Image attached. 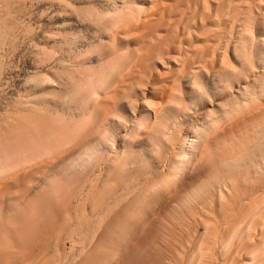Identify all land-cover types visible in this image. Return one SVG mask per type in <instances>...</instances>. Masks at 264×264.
<instances>
[{
    "label": "rangeland",
    "instance_id": "374dc122",
    "mask_svg": "<svg viewBox=\"0 0 264 264\" xmlns=\"http://www.w3.org/2000/svg\"><path fill=\"white\" fill-rule=\"evenodd\" d=\"M0 57V264H264V0H0Z\"/></svg>",
    "mask_w": 264,
    "mask_h": 264
},
{
    "label": "bare ground",
    "instance_id": "6f19581e",
    "mask_svg": "<svg viewBox=\"0 0 264 264\" xmlns=\"http://www.w3.org/2000/svg\"><path fill=\"white\" fill-rule=\"evenodd\" d=\"M262 19H263V18H262ZM0 58H1V57H0ZM42 82H43V81H42ZM50 82H51V81H50ZM52 82H53V81H52ZM42 84H43V83H42ZM51 84H52V83H51ZM51 84H50V85H51ZM205 170H206V169H205ZM190 173H191V172H190ZM195 173H196V172H195ZM198 174H199V173H198ZM165 176H166V175H165ZM195 176H197V175H195ZM187 177H188V175H187ZM161 178H162V177H161ZM180 178H181V177H180ZM188 178H191V177H188ZM193 178H194V176H193ZM193 178H192V179H193ZM192 179H191V180H192ZM210 179H211V178H210ZM210 179H209V180H210ZM185 180H186V179H185ZM187 180H188V179H187ZM191 180H188L189 183L192 182ZM164 181H166V180H164ZM188 181H186V182H188ZM190 181H191V182H190ZM210 181H211V180H210ZM221 181H222V180H221ZM261 181H262V180H261ZM162 182H163V181H162ZM228 183H229V181H228ZM161 184H162V183H161ZM161 184H160V185H161ZM184 184L186 185V183H184ZM160 185H159V186H160ZM231 185H232V184H231ZM183 186H184V185H183ZM183 186H182V187H183ZM192 186H193V185H192ZM157 187H158V186H157ZM179 187H180V186H179ZM223 187H224V186H223ZM176 188H178V187L176 186ZM195 188H196V187H195ZM154 189H155V188H154ZM154 189L151 190V191H154ZM180 189H181V187L179 188V190H180ZM185 189H186V188H185ZM232 189H233V188H232ZM151 191H150V192H151ZM173 191H174V190H173ZM176 191H178V189L175 190V192H176ZM180 191H181V190H180ZM187 191H188V190H187ZM187 191H186V192H187ZM178 192H179V191H178ZM178 192H177V193H178ZM182 192H183V188H182ZM186 192H185V193H186ZM194 192H195V191H194ZM179 193H180V192H179ZM183 193H184V192H183ZM183 193H182V194H183ZM174 194H175V193H174ZM218 194H219V193H218ZM166 195H167V196H173V195H170V192H169V195H168V194H166ZM166 195H165V196H166ZM175 195H176V194H175ZM180 195H181V193L179 194V196H180ZM236 195H237V194H236ZM181 196H182V195H181ZM181 196H180V197H181ZM183 196H184V194H183ZM183 196H182V197H183ZM219 196H220V195H219ZM222 196H224V195H222ZM177 197H178V195H177ZM169 198H170V197H169ZM249 198H250V197H249ZM253 198H254V197H253ZM174 199H175V198H174ZM174 199H173V200H174ZM233 199H234V201L236 200V198H233ZM165 200H166V199H165ZM167 200H168V199H167ZM170 200H171V202H172V198H171ZM237 200H238V198H237ZM219 201H220V200H219ZM238 201H239V200H238ZM241 201H242V200H241ZM168 202H169V201H168ZM168 202H167V203H168ZM224 202H226V201H224ZM227 202H229V201H227ZM236 202H237V201H236ZM143 203H144V202H143ZM172 203H174V202H172ZM172 203H171V204H172ZM232 203H233V202H232ZM253 203H254V202H253ZM165 204H166V202H165ZM165 204H163V205H165ZM227 204H228V203H227ZM238 204H239V203H238ZM238 204H237V205H238ZM168 205H170V203H169ZM172 205H173V204H172ZM210 205H211V203H210ZM173 206H175V205H173ZM211 206H212V205H211ZM220 206H221V205H220ZM231 206H232V205H231ZM244 206H245V205H244ZM249 206H250V205H249ZM249 206H248V207H249ZM223 207H224V206H223ZM223 207L221 206L220 208L222 209ZM225 207L227 208V205H225ZM232 207H233V206H232ZM239 207H240V206H239ZM254 207H256V206H254ZM257 207H258V206H257ZM161 208H162V207H161ZM200 208H201V207H200ZM200 208H199V209H200ZM230 208H231V207H230ZM237 208H238V207H237ZM249 208H250V207H249ZM167 210H168V209H167ZM169 210H170V209H169ZM201 210H202V209H201ZM205 210H206V209H205ZM213 210H214V209H213ZM225 210H226V209H225ZM229 210H230V209H229ZM202 211H203V210H202ZM230 211H231V210H230ZM237 211H238V210H237ZM240 211H241V210H240ZM255 211H256V209H255ZM204 212H206V211H204ZM215 212H216V210H215ZM228 212H229V211H228ZM228 212H227V213H228ZM253 212H254V210H253ZM165 213H167V212L165 211ZM195 213H196V212H195ZM211 213H212V212H211ZM225 213H226V212H225ZM234 213H235V212H234ZM250 213H251V212H250ZM263 213H264V212H263ZM167 214H168V213H167ZM167 214H166V215H167ZM193 214H194V213H193ZM196 214H197V213H196ZM213 214H214V212H213ZM261 214H262V213H261ZM164 215H165V214H164ZM191 215H192V214H191ZM210 215H211V214H210ZM216 215H217V214H216ZM233 215H234V214H233ZM249 215H250V214H249ZM249 215L247 214V216H249ZM262 215H263V214H262ZM262 215H261V216H262ZM155 216H156V215H155ZM155 216H154L153 218H156ZM195 216H197V215H195ZM206 216H207V215H206ZM211 216H212L213 218H217V217H214L215 215H211ZM218 216H219V215H218ZM238 216H239V215H238ZM261 216H260V217H261ZM157 217H158V216H157ZM191 217H193V216H191ZM158 218H159V217H158ZM166 218H167V217H166ZM168 218H169V217H168ZM200 218H201V217H200ZM202 218H203V217H202ZM208 218H209V217H208ZM223 218H224V217H223ZM192 219H195V218H192ZM209 219H210V218H209ZM211 219H212V218H211ZM219 219H220V218H219ZM252 219H253V218H252ZM256 219L258 220V217H257ZM161 220H162V218H161ZM214 220H215V219H214ZM244 220H245V218H244ZM260 220H261V219H260ZM150 221H151V220H150ZM155 221H156V220H155ZM157 221H158V220H157ZM204 221H205V220H204ZM216 221H217V219H216ZM224 221H225V220H224ZM229 221H230V220H229ZM253 221H254V220H253ZM262 221H263V220H262ZM153 222H154V219H153ZM153 222H152V223H153ZM160 222H161V221H160ZM200 222L202 223V220H201ZM200 222H199V223H200ZM209 222H210V221H209ZM234 222H235V221H234ZM249 222H250V221H249ZM203 223H204L203 225L205 226V224L207 223V221H205V222H203ZM210 223H211V222H210ZM242 223H243V221H242ZM252 223H253V222H252ZM262 223H263V222H262ZM184 224H185V223H184ZM190 224H191V222H190ZM226 224H227V223H226ZM239 224H240V223H239ZM187 225H188V224H187ZM203 225H202V226H203ZM211 225H212V223H211ZM219 225H220V224H219ZM219 225H218V226H219ZM250 225H251V224H250ZM253 225H254V224H253ZM204 226H203V227H204ZM206 226H207V224H206ZM146 227H147V226H146ZM162 227H163V226H162ZM191 227H192V226H191ZM210 227H211V226H210ZM227 227H228V226H227ZM248 227H251V226H248ZM236 228H237V227H236ZM240 228H241V227H240ZM256 228H257V227H256ZM260 228H261V227H260ZM189 229H190V228H189ZM203 229H204V228H203ZM218 229H219V228H218ZM247 229H249V228H247ZM247 229H246V230H247ZM209 230H210V228H209ZM212 230H214V229H212ZM260 230H261V229H260ZM222 231H223V230H222ZM233 231H234V230H233ZM235 231H236V230H235ZM235 231H234V232H235ZM243 231H244V230H243ZM243 231H242V233H243ZM159 232H160V231H159ZM159 232H158V233H159ZM163 232H164V231H163ZM170 232H171V231H170ZM172 232H174V231H172ZM172 232H171V233H172ZM175 232H177V231H175ZM178 232H179V231H178ZM178 232H177V233H178ZM188 232H191V230H190V231H187L186 233L188 234ZM192 232H193V231H192ZM203 232H205V231H203ZM209 232H210L209 234H213L214 237H215V234H216V233H219V232H215V231H214L215 233H214V232L211 233V231H209ZM223 232H224V231H223ZM223 232H222V233H223ZM234 232H233V233H234ZM239 232H240V231H239ZM239 232H238V233H239ZM248 232H249V231H248ZM146 233H147V232H146ZM154 233H155V232H154ZM180 233H181V231H180ZM242 233H241V234H242ZM252 233H253V232H252ZM256 233H257V232H256ZM155 234H156V233H155ZM182 234H184V232H182L181 235H182ZM193 234H194V233H193ZM206 234H208V233H206ZM231 234H232V233H231ZM234 234H235V233H234ZM249 234H250V233H249ZM144 235H146V234H144ZM148 235H149V234H148ZM156 235H157V234H156ZM159 235H160V233H159ZM161 235H162V233H161ZM161 235H160L159 237L162 238L163 235H162V236H161ZM167 235H168V234H167ZM172 235L175 236L176 234L172 233ZM178 235H179V234H178ZM181 235H180V236H181ZM204 235H205V233H204ZM204 235H203V236H204ZM146 236H147V235H146ZM176 236H177V235H176ZM176 236H175L174 241L176 240ZM187 236H188V235H187ZM190 236H191V234H190ZM206 236H207V235H206ZM206 236H204V237H206ZM209 236H211V235H209ZM153 237H154V236H153ZM178 237H179V236H177V239L180 238V240H181V237H182V236L179 237V238H178ZM183 237H184V235H183ZM185 237H186V236H185ZM204 237H203V239H204ZM211 237L213 238V236H211ZM216 237H217V235H216ZM216 237H215V239H216ZM246 237H247V236H246ZM246 237H245V238H246ZM252 237H253V236H252ZM143 238H144V237H143ZM170 238H171V236H170ZM188 238H189V237H188ZM241 238H242V237H241ZM152 239H153V238H152ZM159 239H160V238H159ZM167 239H168V238H167ZM171 239H172V238H171ZM189 239H190V238H189ZM189 239H187V240H189ZM206 239H207V237H206ZM206 239H204V240L206 241ZM208 239H209V238H208ZM208 239H207V240H208ZM215 239H214V238H213V239L210 238V240H213V241H214L215 243H217V244H218L219 242L222 243V241H219V242H218V239H217L216 241H215ZM238 239H239V238H238ZM248 239H249V238H248ZM248 239H247V241H248ZM149 240H150V238H149ZM156 240H158V238H156ZM180 240H179V241H180ZM182 240L184 241L185 239L182 238ZM201 240H202V239H201ZM220 240H222V239H220ZM261 240H262V239H261ZM172 241H173V240H172ZM174 241H173V242H174ZM177 241H178V240H177ZM183 241H182V242H183ZM189 241H190V240H189ZM191 241H192V240H191ZM244 241H246V240H244ZM252 241H253V240H252ZM262 241H263V240H262ZM148 242H150V241H148ZM148 242H147V243H148ZM155 242H156V241H155ZM157 242H158V241H157ZM169 242H170V241H169ZM169 242H167V243H165V244L168 245ZM201 242H202V241H201ZM206 242H207V241H206ZM210 242H212V241H210ZM214 242H213V243H214ZM260 242H261V241H260ZM263 242H264V241H263ZM150 243H151V242H150ZM153 243H154V242H153ZM153 243H152V244H153ZM170 243H171V244H175V242H174V243L170 242ZM180 243H181V242H180ZM184 243H185V242H184ZM215 243H214V245L216 246ZM152 244H151V245H152ZM165 244H163V245H165ZM177 244H178V243H177ZM177 244H176V245H177ZM182 244H183V243H182ZM185 244H187V241H186ZM188 244H189V243H188ZM200 244H201V243H200ZM202 244H203V242H202ZM202 244H201V245H202ZM219 244H220V243H219ZM245 244H246V243H245ZM250 244H251V242H250ZM260 244H261V243H260ZM176 245H173V246H176ZM183 245H184V244H183ZM203 245H205L204 247H207V246H206L207 244H203ZM232 245H233V244H232ZM256 245H257V244H256ZM145 246H147V245L145 244ZM145 246H144V248H145ZM155 246H157V245L155 244ZM155 246H154V247H155ZM179 246H181V245L179 244L178 247H179ZM148 247H150V246L148 245ZM165 247H166V246H164L163 248L166 249ZM167 247H169V246H167ZM171 247H172V246H171ZM201 247H202V246H201ZM208 247L211 248V246H209V245H208ZM226 247H227V246H226ZM259 247H260V246H259ZM259 247H258V248H259ZM137 248H139V247H137ZM144 248H142L141 250H143ZM155 248H156V247H155ZM176 248H177V247H176ZM210 248H209V249H210ZM169 249H170V248H169ZM173 249H174V248H173ZM173 249H171L172 252L175 250V249H174V250H173ZM177 249H179L180 251H182L183 246H182V249H181V247H180V248H177ZM205 249H206V248H205ZM205 249H203V250H205ZM171 250H170V253H172ZM214 250H215V249H214ZM136 251H137V250H136ZM136 251H135V253H136ZM154 251H155V250L153 249V251H151V253H152V252L154 253ZM163 251H164V250H163ZM163 251H162V252H163ZM165 251H166V250H165ZM165 251H164V252H165ZM167 251H168V249H167ZM176 251H177V250H176ZM205 251H206V250H205ZM208 251H209V250H208ZM140 252H141V251H140ZM149 252H150V251H149ZM164 252H163V253H164ZM182 252H183V251H182ZM206 252H207V251H206ZM210 252H211V251H210ZM163 253H162V254H163ZM167 253H168V252H167ZM167 253H166V254H167ZM176 253H177V252L172 253V254H176ZM178 253H179V255H180V256L182 257V259H183L184 256H182V254H181L180 252H178ZM178 253H177V257H179V259H180V256H178ZM184 253H185V249H184ZM208 253H209V252H208ZM157 254H158V253H157ZM162 254H160V255H162ZM172 254H171V255H172ZM209 254H210V253H209ZM211 254H212V253H211ZM163 255L165 256V254H163ZM163 255H162V258H165L166 256H169V255H166V256L164 257ZM171 255H170V256H171ZM203 255H204V254H203ZM147 256H148V255H147ZM157 256H158V255H157ZM170 256H169V257H170ZM174 256H175V255H174ZM195 256H196V255H195ZM199 256H200V255H199ZM207 256H208V255H207ZM207 256H206V257H207ZM213 256H214V255H213ZM261 256H262V255H261ZM148 257H149V256H148ZM158 257H159V256H158ZM158 257H157V258H158ZM157 258H156V259H157ZM159 258H160V257H159ZM159 258H158L157 260H159ZM162 258H161V260H159L160 262H161V261H162V262L165 261V260H162ZM202 258H204V257L202 256ZM208 258H209V257H208ZM211 258L215 259V256H214V257H211ZM168 259H169V258H168ZM173 259H174V258H172V259L170 258V262H169V264H172L171 262H173V261L175 260V259H174V260H173ZM151 260H152V258H151ZM171 260H173V261H171ZM180 260H181V259H180ZM215 260H216V259H215ZM129 261H130V259H129ZM155 261H156V260H155ZM181 261H182V260H181ZM203 261H204V259L201 260V262H203ZM207 261H208V260H207ZM211 261H212V260H211ZM143 262H144V261H143ZM153 262H154V261H153ZM165 262L168 263V261H165ZM192 262H193V261H192ZM209 262H210V261H209ZM215 262H216V261H215ZM199 263H200V262H199ZM211 263H212V262H211ZM129 264H131V263H129ZM151 264H152V263H151ZM155 264H156V262H155ZM157 264H158V263H157ZM159 264H160V263H159ZM163 264H166V263H163ZM175 264H176V262H175ZM200 264H201V263H200Z\"/></svg>",
    "mask_w": 264,
    "mask_h": 264
}]
</instances>
